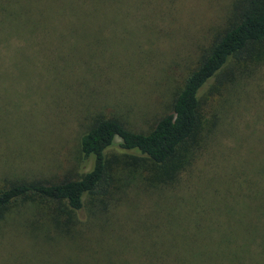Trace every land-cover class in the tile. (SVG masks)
<instances>
[{
	"label": "rangeland",
	"instance_id": "rangeland-1",
	"mask_svg": "<svg viewBox=\"0 0 264 264\" xmlns=\"http://www.w3.org/2000/svg\"><path fill=\"white\" fill-rule=\"evenodd\" d=\"M144 1L140 8L126 10L128 23L121 19L75 26L78 31L71 33L69 44L74 54L67 53L76 56L75 65L59 69L55 81L57 75H47L49 59L38 66L17 52L9 61L16 73L6 69L13 72L11 81L0 84V187L3 182H54L77 174L78 138L96 116L147 131L168 111L174 88L196 65L201 47L225 26L233 0ZM155 3L165 13L160 11L154 24L139 21L152 15ZM93 43L101 46L94 54ZM85 46L75 53V47ZM10 51L3 48L2 54ZM244 64L235 62L227 72L235 75ZM218 81L204 88V112L224 109L223 133L206 145L196 141L189 150L195 151L194 158L182 168L174 189L149 191L140 172L130 176L132 168L114 164V185L105 197L110 221L102 223L103 210L96 209L95 201L84 208L83 218L93 212L89 223L61 231L46 222L52 202L17 201L0 212V264H109L108 259L113 264H156L152 256L158 249L166 254L182 249L190 234L198 236L193 244L198 247L200 238L216 240L213 246L222 257L229 251L224 245H240L237 234L249 232L251 216L235 218L240 197L234 194L241 183L224 174L235 169V177L243 173L245 179L251 176V162L264 161V142H259L264 133V66L240 89L222 92ZM255 146L262 153L252 160ZM109 155L121 152L113 147ZM118 234L128 237L127 247L116 244ZM222 257L210 258V264H225ZM171 261L168 255L162 264Z\"/></svg>",
	"mask_w": 264,
	"mask_h": 264
},
{
	"label": "trees",
	"instance_id": "trees-1",
	"mask_svg": "<svg viewBox=\"0 0 264 264\" xmlns=\"http://www.w3.org/2000/svg\"><path fill=\"white\" fill-rule=\"evenodd\" d=\"M144 3V0H0V84L11 81L9 74L13 75V72L7 71L15 72V67L9 61H14L17 52L22 59L32 57V64L38 62V66L49 59L46 70L52 69L47 75H57L53 81L57 80L61 76L59 69L75 65L76 56L67 55L74 54L69 44L73 38L71 33L78 31L75 26L115 23L121 19L128 23L127 20L131 19L125 15L126 10L140 8ZM158 6V3L153 4L152 15L143 16L139 21L149 20L154 24L159 19H154L159 12L165 13L157 9ZM167 11L173 14L169 7ZM38 42L47 45L41 47ZM9 43L16 44L13 47ZM9 47L13 51L2 54L3 48L8 50ZM86 47H75V53ZM100 47L93 43L92 53ZM8 62L10 64L3 67ZM235 62L245 64L237 74L231 75L227 69L230 65L235 67ZM261 66H264V0H233L225 26L201 47L196 65L174 88L168 111L147 131H133L114 117L96 116L90 119L77 142L80 171L54 182H3L6 184L0 187V212L20 200L52 202L54 207L46 214V222L61 231L68 225L89 223L93 212L83 218L84 208L87 203L98 201L96 209L103 210L102 223H107L110 212L105 197L114 185V164L132 168L128 170L130 176L140 172L142 175L139 178L148 182L145 187L149 191L174 189L182 168L194 158L195 151L189 150L196 141H201V146L206 145L224 130L226 113L224 109L220 111L221 106L217 109L213 107L210 115L204 112V88L210 82L219 80L222 92L227 88L240 89ZM260 140L264 142V133ZM113 147L120 150V156L109 155ZM253 151L252 160L262 153L258 146ZM248 161L247 157L245 162ZM250 164H253V170L251 176L245 179L243 173L235 177V169L230 174H224L225 178H237L241 183L234 194L240 197L235 205V218L251 216L249 232L237 234L240 245L233 248L224 245L229 251L222 257L223 252L213 246L216 240L200 238L201 245L198 247L193 245L198 236L190 234L184 238L186 245L182 249L173 248L168 254L164 249H158L152 256L156 264H162L168 255L173 260L171 264H210L209 259L216 257L224 258L225 264H264V161ZM121 197L115 200L116 203L121 202ZM236 225L239 227V221ZM97 242L96 246H104V243L99 245ZM115 242H124L127 247L129 239L118 234ZM108 263L113 264V261L108 259Z\"/></svg>",
	"mask_w": 264,
	"mask_h": 264
}]
</instances>
